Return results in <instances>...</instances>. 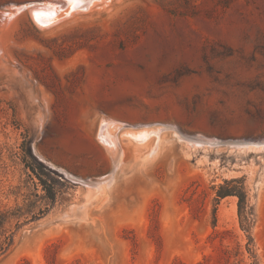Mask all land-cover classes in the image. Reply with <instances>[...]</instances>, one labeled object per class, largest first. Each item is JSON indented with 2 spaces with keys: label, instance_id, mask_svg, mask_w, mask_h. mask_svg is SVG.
I'll return each instance as SVG.
<instances>
[{
  "label": "rangeland",
  "instance_id": "1",
  "mask_svg": "<svg viewBox=\"0 0 264 264\" xmlns=\"http://www.w3.org/2000/svg\"><path fill=\"white\" fill-rule=\"evenodd\" d=\"M24 197L0 264H264V0H0V209Z\"/></svg>",
  "mask_w": 264,
  "mask_h": 264
},
{
  "label": "trees",
  "instance_id": "2",
  "mask_svg": "<svg viewBox=\"0 0 264 264\" xmlns=\"http://www.w3.org/2000/svg\"><path fill=\"white\" fill-rule=\"evenodd\" d=\"M226 183L229 184L230 182L226 181ZM221 188H224V186H222ZM49 193L50 194H46L43 196L45 198L48 197L49 199H51V201H55L56 193L53 190H50ZM235 193L236 192H234L233 189L227 188V190L223 191L221 189L218 195L224 197ZM245 195V192H241V194H239L241 206L245 200ZM43 196L41 195V197ZM33 207H36L35 204L24 197L22 205H18L14 208L0 209V257L7 254L15 245L17 230L12 227L13 222H15V227L17 229L29 223L30 221H34L42 217L44 212L42 208H40L39 212H36L33 210Z\"/></svg>",
  "mask_w": 264,
  "mask_h": 264
},
{
  "label": "bare ground",
  "instance_id": "3",
  "mask_svg": "<svg viewBox=\"0 0 264 264\" xmlns=\"http://www.w3.org/2000/svg\"><path fill=\"white\" fill-rule=\"evenodd\" d=\"M41 8V7H40ZM113 142V141H112Z\"/></svg>",
  "mask_w": 264,
  "mask_h": 264
}]
</instances>
